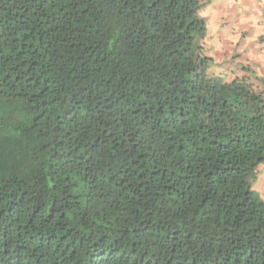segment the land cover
Listing matches in <instances>:
<instances>
[{"label": "trees", "instance_id": "obj_1", "mask_svg": "<svg viewBox=\"0 0 264 264\" xmlns=\"http://www.w3.org/2000/svg\"><path fill=\"white\" fill-rule=\"evenodd\" d=\"M203 1L0 0V264H264V79Z\"/></svg>", "mask_w": 264, "mask_h": 264}, {"label": "crops", "instance_id": "obj_2", "mask_svg": "<svg viewBox=\"0 0 264 264\" xmlns=\"http://www.w3.org/2000/svg\"><path fill=\"white\" fill-rule=\"evenodd\" d=\"M235 1L231 0L230 3L229 0H213L206 5L207 14L204 15L208 32L202 44L205 53L214 59L210 70L214 74H222L226 67L224 63L232 60L233 65L249 63L248 68L255 70L258 76L264 77V0L255 1L252 10L254 15L251 20L247 21L242 17L234 16V21H237L236 26L243 24L242 28L247 29L245 32H238L235 26H224L227 17L233 18L231 9L236 5ZM212 5H214L213 8ZM226 36L234 37V45L237 51L235 58L223 55V44ZM213 68H215V72Z\"/></svg>", "mask_w": 264, "mask_h": 264}, {"label": "rangeland", "instance_id": "obj_3", "mask_svg": "<svg viewBox=\"0 0 264 264\" xmlns=\"http://www.w3.org/2000/svg\"><path fill=\"white\" fill-rule=\"evenodd\" d=\"M213 0H205L202 2V6L200 8V15L205 19V15L207 14L206 5L208 3H211ZM256 0H236L234 3L236 4L234 7H232L231 12H233V18L227 17V21H224V26H235L237 28L238 32L241 31H247V29L242 28L243 24H238L236 26L237 21H234V16L242 17L245 20L249 21L253 18L254 12H252L253 7L255 6ZM231 3V0H229ZM214 5H212L213 8ZM205 14V15H204ZM229 16V15H228ZM208 27V26H207ZM243 29V30H242ZM208 32V31H207ZM247 34V32H246ZM251 36V35H250ZM203 45V44H202ZM224 53L223 55H228L230 58H235L236 46L234 45V37L233 36H226L224 39ZM229 59V58H228ZM226 67L224 68L225 75L229 77H233L235 74L240 76H245L248 73L246 72V68L249 66V63L247 64H239V65H233L232 60L227 61ZM213 71L215 72V68H213ZM261 77V76H260ZM264 79V77H261ZM249 180L251 182L252 189L254 193L258 196H260L264 200V161L261 162L250 174Z\"/></svg>", "mask_w": 264, "mask_h": 264}, {"label": "built area", "instance_id": "obj_4", "mask_svg": "<svg viewBox=\"0 0 264 264\" xmlns=\"http://www.w3.org/2000/svg\"><path fill=\"white\" fill-rule=\"evenodd\" d=\"M263 25H264V13H263Z\"/></svg>", "mask_w": 264, "mask_h": 264}]
</instances>
